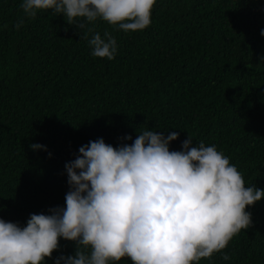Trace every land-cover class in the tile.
<instances>
[{
	"label": "trees",
	"instance_id": "trees-1",
	"mask_svg": "<svg viewBox=\"0 0 264 264\" xmlns=\"http://www.w3.org/2000/svg\"><path fill=\"white\" fill-rule=\"evenodd\" d=\"M20 4L0 0V218L26 226L66 207L65 165L79 148L99 138L118 148L145 128L178 132L172 151L189 134L215 145L264 189V0H157L151 25L127 33L98 20L117 41L112 60L52 10L17 30ZM247 211L253 226L199 264H264V199ZM75 250L61 238L45 264Z\"/></svg>",
	"mask_w": 264,
	"mask_h": 264
},
{
	"label": "clouds",
	"instance_id": "clouds-1",
	"mask_svg": "<svg viewBox=\"0 0 264 264\" xmlns=\"http://www.w3.org/2000/svg\"><path fill=\"white\" fill-rule=\"evenodd\" d=\"M156 3L21 0L23 15L14 27L19 30L25 18L52 10L79 30L93 57L112 60L117 41L107 30L103 37L96 32V22L126 33L142 31L151 25ZM178 139V132L164 135L145 128L133 143L118 148L103 138L81 146L65 165L66 207L31 214L26 226L0 218V264H45L61 238L75 242L76 250L55 264H118L125 257L132 264H199L224 252L241 230L253 226L247 208L264 199V189L246 186L229 157L203 141L193 146L190 134L182 151L170 150Z\"/></svg>",
	"mask_w": 264,
	"mask_h": 264
}]
</instances>
